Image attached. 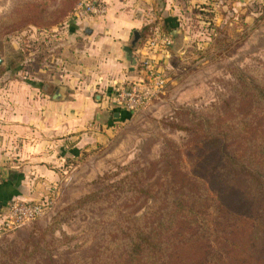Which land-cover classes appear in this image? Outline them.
<instances>
[{
  "label": "trees",
  "instance_id": "16d2710c",
  "mask_svg": "<svg viewBox=\"0 0 264 264\" xmlns=\"http://www.w3.org/2000/svg\"><path fill=\"white\" fill-rule=\"evenodd\" d=\"M79 1L62 0L52 12L48 0L21 1L0 17V36L28 26L47 30ZM255 12L232 39L222 31L216 34L223 39L212 38L221 44L215 48L220 56L264 20V0ZM203 13L193 7L196 19L209 21L210 12ZM152 26L142 31L145 40ZM25 49L8 62L11 68L24 61ZM230 71L225 92L208 109L179 108L185 120L170 126L184 130L185 139L166 140L157 159L137 162L104 190L66 207L99 210L118 191L130 194L87 226L90 233L105 229L92 253L63 263L48 258L46 264H264V76L245 68ZM136 201L143 205L140 213L124 211Z\"/></svg>",
  "mask_w": 264,
  "mask_h": 264
},
{
  "label": "crops",
  "instance_id": "0c3cea01",
  "mask_svg": "<svg viewBox=\"0 0 264 264\" xmlns=\"http://www.w3.org/2000/svg\"><path fill=\"white\" fill-rule=\"evenodd\" d=\"M104 1L107 11L102 16L73 12L66 26L31 28L24 61L0 76V218L11 201L46 198L49 188L63 179L66 162L89 154L134 117L136 113L114 107L111 94L138 77L147 25H159L172 38L174 53L164 58L168 87L176 83L173 76L180 67L174 63L175 58L180 63L176 49L185 45L184 35L196 19L193 7L210 12L209 23L223 27L236 21L251 23L261 4V0ZM262 34L264 27L252 31L243 47ZM58 88L61 98L54 99Z\"/></svg>",
  "mask_w": 264,
  "mask_h": 264
},
{
  "label": "rangeland",
  "instance_id": "374dc122",
  "mask_svg": "<svg viewBox=\"0 0 264 264\" xmlns=\"http://www.w3.org/2000/svg\"><path fill=\"white\" fill-rule=\"evenodd\" d=\"M21 1L24 0H0V17L8 14ZM61 1L48 0L47 10L54 11ZM72 15L73 10L51 28L66 26ZM235 23L223 27H214L212 21L209 23L200 19L192 23L184 35L187 39L184 40L185 45L181 46V39L177 41L176 46L181 48L176 49L180 63L176 58L174 60L176 65H180L173 76L176 83L168 85L159 99L112 130L105 143L98 145L89 154L65 163L63 179L49 188L46 197L49 206L46 211L34 221L0 238V264H46L48 258L63 263L85 259L92 253L105 229L90 233L87 226L105 213L107 208H112L113 202L120 204L130 194L118 191L114 196L116 200L99 210L88 207L67 212L66 207L82 196L104 190L134 170L133 165L137 162L142 164L157 159L166 140L179 143L185 139L184 130L170 126L171 123L179 122V119L181 122L185 120L177 114L179 108L189 106L198 110L208 109L218 101L219 93L225 92L223 83L232 79L231 69L245 68L251 75L264 76V34L254 37L246 49L243 46L252 32L240 44L224 52L223 56L216 52L215 48L221 44L213 42L212 38L218 36L223 39L224 36L216 34L222 31L227 34L225 39H232L236 29L240 28V22ZM261 27H264V20L252 31ZM31 28L35 27L28 26L25 30L0 36V55L3 58L0 76L11 68L8 62L16 60L17 52L30 40L27 33ZM228 30L233 33L228 34ZM9 46H12L13 51ZM142 206L136 201L124 211L140 213ZM63 235L69 239H64Z\"/></svg>",
  "mask_w": 264,
  "mask_h": 264
},
{
  "label": "built area",
  "instance_id": "2783aa9c",
  "mask_svg": "<svg viewBox=\"0 0 264 264\" xmlns=\"http://www.w3.org/2000/svg\"><path fill=\"white\" fill-rule=\"evenodd\" d=\"M106 11L107 4L104 0H80L73 12L102 16ZM171 46V36L159 25H155L143 43L138 77L113 89L111 104L114 107L137 113L165 93L168 78L164 58L169 54ZM48 206L49 201L46 198L38 201H11L0 218V238L34 221Z\"/></svg>",
  "mask_w": 264,
  "mask_h": 264
},
{
  "label": "water",
  "instance_id": "95a60500",
  "mask_svg": "<svg viewBox=\"0 0 264 264\" xmlns=\"http://www.w3.org/2000/svg\"><path fill=\"white\" fill-rule=\"evenodd\" d=\"M127 51H129L128 48H125ZM3 63V58L2 56L0 55V65H2ZM54 99L56 98H61V94H60V88L57 89V91L55 92L54 96H53Z\"/></svg>",
  "mask_w": 264,
  "mask_h": 264
}]
</instances>
